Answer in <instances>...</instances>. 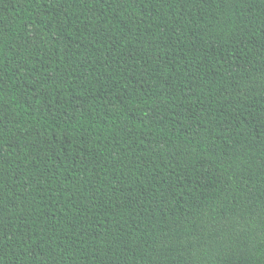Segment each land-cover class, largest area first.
Segmentation results:
<instances>
[{
    "label": "trees",
    "instance_id": "trees-1",
    "mask_svg": "<svg viewBox=\"0 0 264 264\" xmlns=\"http://www.w3.org/2000/svg\"><path fill=\"white\" fill-rule=\"evenodd\" d=\"M0 264H264V0H0Z\"/></svg>",
    "mask_w": 264,
    "mask_h": 264
}]
</instances>
